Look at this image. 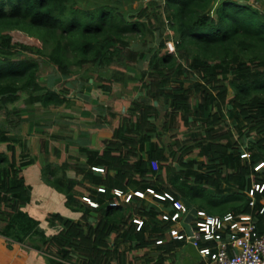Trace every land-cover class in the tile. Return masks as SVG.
Segmentation results:
<instances>
[{"label":"trees","instance_id":"16d2710c","mask_svg":"<svg viewBox=\"0 0 264 264\" xmlns=\"http://www.w3.org/2000/svg\"><path fill=\"white\" fill-rule=\"evenodd\" d=\"M131 1L0 0V238L41 253L47 264H165L186 243L170 238L174 223L161 220L172 213L165 196L215 217L250 215L264 233V189L252 206L247 198L252 183L264 185L254 170L264 165V13L234 0H150L136 9ZM165 22L177 38L149 50L144 80L116 70L91 94L103 107L104 96L138 84L146 100H131L113 124L104 122L111 136L98 150L80 147L77 157L42 167L46 184L78 216L46 214L56 229L47 235L27 211L23 171L34 158L6 130L20 124L6 101L25 95L32 106L69 113L75 100L38 83L39 59L61 76L85 67L89 77L114 57L142 60L128 39ZM11 31L41 45L13 42ZM204 246L214 244L198 243Z\"/></svg>","mask_w":264,"mask_h":264},{"label":"rangeland","instance_id":"374dc122","mask_svg":"<svg viewBox=\"0 0 264 264\" xmlns=\"http://www.w3.org/2000/svg\"><path fill=\"white\" fill-rule=\"evenodd\" d=\"M150 0H132L130 2V6L133 9H136L140 6H145L147 2ZM161 2L162 0H157ZM163 25V26H162ZM158 25L154 24L155 29L151 32H146L145 35H132L127 42V47L133 50L142 51L145 56L142 60L131 63L126 61L124 58L114 57L113 61L110 65L104 68H95L94 72H88L89 77L86 74L85 67L75 68L72 67L71 74L68 76H61L57 73L55 67L50 63L46 62L42 59H39L40 62V70L38 73V83L41 86L47 87L50 90L63 93L66 98L74 99L77 94L82 95L84 89L88 86H93L94 89L101 85L102 80H106L107 75H112L116 70H120L124 73L125 76H130L131 78H135L136 82L140 83L141 80H144L143 72L147 67V60L149 57V50H153L157 48L159 42L161 40L164 41L165 46L168 42L171 44L177 38L173 32H171L165 22V24ZM13 42H20L23 44H27L28 46H40V42L37 41L33 37L27 36L25 33L20 31H11L8 32ZM167 44V45H169ZM43 63V65H42ZM188 81V80H187ZM189 81H191L189 79ZM188 81V82H189ZM114 86V85H113ZM120 86V85H119ZM128 88L122 89L120 86V90L113 93L111 96H107L103 99L105 106L103 109H97L89 112H83L81 116L91 120L92 122H84L79 125H74L75 122H69L66 119L67 117L61 116V110H55L53 108L42 109L40 106H32L26 102L25 95H21L19 100L18 97H15L14 104H11V101H6L5 104L7 106H13L18 108L20 124L16 128H7L8 132H12L11 136L18 138V136H22L23 139L19 138L20 141L25 142L27 144V150L24 155L29 159L33 157L38 160L34 165H29V167L25 168L23 171L24 178L27 181V184L31 186V198L33 204H29L27 206V211L30 214V211L34 212L33 215L35 218L43 220V216L46 214V210H50L49 213H58L59 204L54 203L52 197L50 195H45L41 193V187H44L46 190H50L55 192L54 189L49 187L44 178L41 175V169L43 164L46 162V151L45 148H57L59 150L69 149L73 145L80 143L79 141L82 139L78 135L80 132L82 133L83 127L87 129H101L100 124L102 120L115 122L116 118L125 113L126 107L129 105V102L135 98H139V100H146L144 97V92L139 88L138 84L136 85H128ZM92 89V88H91ZM78 90H80L78 92ZM128 90V91H126ZM95 92H93L94 94ZM75 100V99H74ZM76 101V100H75ZM155 104V103H154ZM76 111L75 107L72 106ZM81 108V107H80ZM161 114L163 113L162 106H159ZM80 110V109H79ZM69 111V110H68ZM75 114L77 112H74ZM79 113V112H78ZM96 113V114H95ZM114 116V117H113ZM226 119V116H224ZM102 124V123H101ZM57 125V128H56ZM0 126H4V117L0 112ZM59 126V127H58ZM92 126V127H90ZM57 129V130H56ZM109 129V127H108ZM182 132L180 131L175 139L181 140ZM90 137V136H89ZM28 140V142H27ZM165 142H169L168 138L164 139ZM68 144V145H66ZM80 148V147H79ZM48 150V152H49ZM78 156L77 152L73 153V151H67L66 154L60 153V155L68 156ZM49 161H52V157H49ZM264 166V165H263ZM43 190V189H42ZM44 191V190H43ZM45 192V191H44ZM58 194V193H57ZM59 195V194H58ZM50 196V197H49ZM39 215H43L41 217H37ZM217 217V216H216ZM222 217V216H218ZM40 227L43 231L50 235L55 233V228L49 227L45 222H42ZM27 247V246H23ZM36 252V251H35ZM38 253V252H37ZM37 259H40L39 262L41 264H47L44 260V257L41 253L36 255ZM42 256V257H41ZM51 258V257H50ZM42 259V260H41ZM43 261V262H42Z\"/></svg>","mask_w":264,"mask_h":264},{"label":"built area","instance_id":"2783aa9c","mask_svg":"<svg viewBox=\"0 0 264 264\" xmlns=\"http://www.w3.org/2000/svg\"><path fill=\"white\" fill-rule=\"evenodd\" d=\"M242 158L247 159L248 155L243 154ZM254 170L264 174L263 164L256 165ZM263 189V184H251L247 192L250 206L254 203L255 193H261ZM98 191L103 192L100 188ZM136 195L143 197L140 193ZM128 198L129 196L126 197ZM165 198L171 202L172 213L163 212L160 217L162 221L174 223L168 231L169 237L192 244L207 264H264V233L257 232L250 215L235 216L228 213L222 217H215L204 211L196 210L194 219L190 223L191 236H188L180 226L186 213L183 202L174 201L169 196ZM259 213L264 214V206L261 207ZM209 242L214 244L213 248L198 247V243ZM160 243L161 241L157 242V244Z\"/></svg>","mask_w":264,"mask_h":264},{"label":"crops","instance_id":"0c3cea01","mask_svg":"<svg viewBox=\"0 0 264 264\" xmlns=\"http://www.w3.org/2000/svg\"><path fill=\"white\" fill-rule=\"evenodd\" d=\"M234 1H237L238 3H241V4L246 3L264 13V0H234ZM92 90H94V87L89 86L88 84V86L84 89L83 94L82 95L77 94V96L74 98L76 101H74L73 104L71 105L70 112L69 113L61 112L60 115L63 117H67L68 119L66 120L69 122H75L74 125H79L84 122H87V123L92 122L91 120L81 116L83 112H89V111L93 112L94 110H97V109H103V107L105 106V105L103 107L98 106L97 101L93 99V97L91 96ZM79 91L80 90H78V92ZM74 105L79 106V107H75L76 111L73 109L74 107H72ZM74 112H77V113L75 114ZM104 122L106 121L102 120L101 122L102 124L99 123L101 125L100 126L101 129H90V128L87 129L83 127L82 133L80 132V134L78 135L79 137L82 138L79 141L80 143L75 144V146L70 145L71 147L69 149L64 148V150L62 149L59 150L57 148H51L49 150V147L45 148V151L47 152L46 153L47 156L46 158H42V159H46V162L43 164V166L47 164L48 162H56L57 160H60V159L63 160L66 155L61 156L60 153L66 154L68 150L73 151V153L77 152V154H78L77 150L79 147H86V149L90 148V149L98 150L99 149L98 146H100L101 140L107 139L111 136L110 127L108 129V126L104 125ZM107 122L109 123V121ZM56 128H57V125H56ZM18 138L23 139L22 136H18ZM95 138H97V140ZM96 142H97V145H95ZM68 156H71V154H69ZM49 157H52V161H49ZM72 157H77V156H72ZM33 160H34V163L32 165L38 162V160L36 159H33ZM28 186L30 187V204L31 203L33 204L34 200H32L31 198L32 189L30 185ZM40 187H41L42 194L50 195L54 203L59 204L58 206L59 209L57 210H58V213L61 214L62 217L71 219L73 221H75L78 218L77 215L69 213L64 208L63 206L64 199L61 195H58L57 193L55 194L54 192L50 190L48 191L42 186ZM48 212H51V211L46 210L45 214H47ZM30 214L34 215L35 213L30 211ZM41 216L43 215H39L37 217H41ZM44 217L45 216H43V218ZM42 222H44V219L41 221V223ZM37 254H38L37 252H35L34 250H31L28 247H23L19 244L12 243V242L7 241L6 239L0 238V264H41L39 262L40 259L36 258ZM165 257H166L165 264H207L206 261L199 255L198 250L192 244H189V243H184L181 247L177 248L173 252V254L165 255Z\"/></svg>","mask_w":264,"mask_h":264},{"label":"water","instance_id":"95a60500","mask_svg":"<svg viewBox=\"0 0 264 264\" xmlns=\"http://www.w3.org/2000/svg\"><path fill=\"white\" fill-rule=\"evenodd\" d=\"M182 202L186 208V213H185L182 221L180 222V226L183 228V230L185 231V233L188 236H191L190 223L194 219V216L196 214V208L192 204H190L187 200L183 199Z\"/></svg>","mask_w":264,"mask_h":264}]
</instances>
